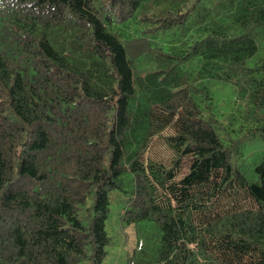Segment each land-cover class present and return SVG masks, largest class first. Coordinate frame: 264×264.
<instances>
[{
	"label": "trees",
	"instance_id": "trees-1",
	"mask_svg": "<svg viewBox=\"0 0 264 264\" xmlns=\"http://www.w3.org/2000/svg\"><path fill=\"white\" fill-rule=\"evenodd\" d=\"M262 141L264 0H0V264H102L115 188L127 264H264Z\"/></svg>",
	"mask_w": 264,
	"mask_h": 264
},
{
	"label": "rangeland",
	"instance_id": "rangeland-1",
	"mask_svg": "<svg viewBox=\"0 0 264 264\" xmlns=\"http://www.w3.org/2000/svg\"><path fill=\"white\" fill-rule=\"evenodd\" d=\"M168 39V36L163 35L158 36L156 41L163 45H167ZM211 87L214 91V97L216 96L220 108H226V101H228L229 98L234 95L232 83L216 80V82H212ZM253 142L254 141L251 143ZM151 151L157 155L159 154V156H161V154H163V156L168 154L167 152L163 151V148L158 141L153 143ZM259 151L261 153L264 150L261 148ZM125 195V192L117 188L108 191L109 209L105 218V229L107 235L110 237V242L106 245V254L102 259V264H127L129 250L134 245V242L139 236L136 235L135 230L140 227L143 229L144 225L149 224V222H127L122 219V213L124 209L123 199ZM154 232V229L149 228H147V230L144 232L150 239V245H153L157 242Z\"/></svg>",
	"mask_w": 264,
	"mask_h": 264
},
{
	"label": "bare ground",
	"instance_id": "bare-ground-1",
	"mask_svg": "<svg viewBox=\"0 0 264 264\" xmlns=\"http://www.w3.org/2000/svg\"><path fill=\"white\" fill-rule=\"evenodd\" d=\"M172 163V162H171Z\"/></svg>",
	"mask_w": 264,
	"mask_h": 264
}]
</instances>
